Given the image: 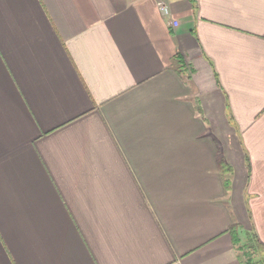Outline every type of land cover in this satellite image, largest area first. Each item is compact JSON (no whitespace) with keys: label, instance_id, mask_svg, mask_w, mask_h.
Returning a JSON list of instances; mask_svg holds the SVG:
<instances>
[{"label":"crops","instance_id":"obj_1","mask_svg":"<svg viewBox=\"0 0 264 264\" xmlns=\"http://www.w3.org/2000/svg\"><path fill=\"white\" fill-rule=\"evenodd\" d=\"M231 227L264 246V0H0V264H245Z\"/></svg>","mask_w":264,"mask_h":264},{"label":"trees","instance_id":"obj_2","mask_svg":"<svg viewBox=\"0 0 264 264\" xmlns=\"http://www.w3.org/2000/svg\"><path fill=\"white\" fill-rule=\"evenodd\" d=\"M192 2H195V0H192ZM233 232V241L234 244L237 247L239 251H242L243 256L246 260L245 264H264L263 261H256L254 260V257H252V254L256 253H264V246L257 240L254 232L251 231V233L247 234L246 242L244 244H241V242L238 239V236L236 235V232H234V229H230Z\"/></svg>","mask_w":264,"mask_h":264},{"label":"rangeland","instance_id":"obj_3","mask_svg":"<svg viewBox=\"0 0 264 264\" xmlns=\"http://www.w3.org/2000/svg\"><path fill=\"white\" fill-rule=\"evenodd\" d=\"M241 253H243L242 251H241ZM253 256L252 257H254V260H256V261H263L264 262V255L263 254H261V253H256V254H252Z\"/></svg>","mask_w":264,"mask_h":264},{"label":"built area","instance_id":"obj_4","mask_svg":"<svg viewBox=\"0 0 264 264\" xmlns=\"http://www.w3.org/2000/svg\"><path fill=\"white\" fill-rule=\"evenodd\" d=\"M161 9L164 13H167V9H166L165 5L161 4ZM174 25H175V23H174Z\"/></svg>","mask_w":264,"mask_h":264}]
</instances>
